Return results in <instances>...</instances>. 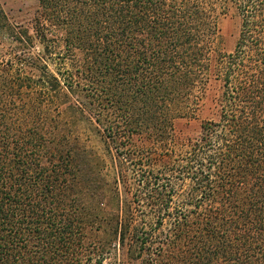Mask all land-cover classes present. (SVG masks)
<instances>
[{"label": "trees", "instance_id": "trees-1", "mask_svg": "<svg viewBox=\"0 0 264 264\" xmlns=\"http://www.w3.org/2000/svg\"><path fill=\"white\" fill-rule=\"evenodd\" d=\"M212 86L214 119L177 142ZM106 260L264 264V0H37L25 24L0 10V264Z\"/></svg>", "mask_w": 264, "mask_h": 264}, {"label": "rangeland", "instance_id": "rangeland-1", "mask_svg": "<svg viewBox=\"0 0 264 264\" xmlns=\"http://www.w3.org/2000/svg\"><path fill=\"white\" fill-rule=\"evenodd\" d=\"M37 8V0H0V10L5 13L10 22L15 24H25L32 17ZM220 29V40H219V50L223 53H231L234 49L237 37L239 35L240 29V18L236 16L233 12H230L227 16L223 17L219 23ZM216 87H211V93L208 94L209 98L201 104L200 112L196 119H180L177 120L174 124L175 127V137L177 142L193 140L198 138L200 134V124L203 120H212L214 119V103L210 99L212 94L216 91ZM83 139H86V136H82ZM99 139L91 138L89 142H86L87 148L93 151L96 157L103 160L104 163H107L108 167L105 169V174L113 177L114 174H117V171H113L111 168L110 159L107 155V152L103 148L102 144H99ZM112 154L114 151L112 150ZM115 159L117 158L115 154L112 156ZM105 159V160H104ZM106 161V162H105ZM116 165L118 163L116 162ZM117 170L119 168L117 167ZM119 174V173H118ZM120 197L119 207L123 210L132 196V191H129L125 186L120 182L119 186ZM132 199V198H131ZM135 256V254H134ZM128 261V260H127ZM109 260H106L104 264H109ZM128 264H137L136 261H128ZM112 264H114L112 262Z\"/></svg>", "mask_w": 264, "mask_h": 264}]
</instances>
